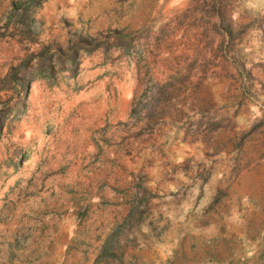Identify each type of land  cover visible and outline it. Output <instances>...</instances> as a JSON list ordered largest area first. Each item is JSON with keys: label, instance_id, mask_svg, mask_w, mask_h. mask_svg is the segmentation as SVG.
I'll use <instances>...</instances> for the list:
<instances>
[{"label": "rangeland", "instance_id": "obj_1", "mask_svg": "<svg viewBox=\"0 0 264 264\" xmlns=\"http://www.w3.org/2000/svg\"><path fill=\"white\" fill-rule=\"evenodd\" d=\"M0 264H264V0H0Z\"/></svg>", "mask_w": 264, "mask_h": 264}]
</instances>
